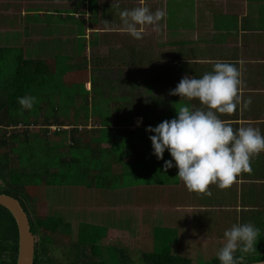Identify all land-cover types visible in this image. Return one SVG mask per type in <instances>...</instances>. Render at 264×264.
I'll list each match as a JSON object with an SVG mask.
<instances>
[{
    "label": "crops",
    "instance_id": "1",
    "mask_svg": "<svg viewBox=\"0 0 264 264\" xmlns=\"http://www.w3.org/2000/svg\"><path fill=\"white\" fill-rule=\"evenodd\" d=\"M141 2L0 0V52L47 61L86 60L96 75L121 78L125 73L130 77L128 91L135 92L140 104L133 124L122 128L128 154L135 155L128 165L137 173L118 179L109 193L99 188L103 200L85 209L96 210L101 226H107L109 253L94 254L96 246H82L81 260L104 263L112 253L121 264L133 255L141 263L145 254L168 251L198 264L200 255L217 259L224 231L236 223L260 229L257 246L264 241V151L252 156L250 173L239 174L228 188L210 184L208 195L189 191L176 176V167L164 170V161L172 157L166 150L163 160L156 158L149 139L153 133L145 129L175 118L181 105L204 108L199 100L170 95V90L185 75L200 78L215 62L227 61L240 69L242 101L233 113L217 115L234 129L251 125L264 134V0H143L165 16L158 28L148 27L137 40L121 31L119 11ZM99 82L103 93L118 91ZM249 97L251 105L243 108ZM116 99L112 108L118 105ZM119 117L114 111L112 122ZM95 240L101 244L100 238Z\"/></svg>",
    "mask_w": 264,
    "mask_h": 264
},
{
    "label": "trees",
    "instance_id": "2",
    "mask_svg": "<svg viewBox=\"0 0 264 264\" xmlns=\"http://www.w3.org/2000/svg\"><path fill=\"white\" fill-rule=\"evenodd\" d=\"M21 56L15 51L0 52V194L21 201L33 234L45 244L52 237L63 238L65 228L67 231L61 219L36 214L35 204L44 199L47 186H80L85 180L88 187L112 188L118 186V179L137 173L128 165V159L134 160L135 155L128 154L127 133L122 128L133 124L140 104L136 94H126L114 100L118 105L112 108L113 98L101 92L99 81L95 86L94 79L86 81V60L47 61ZM87 83L90 91L85 89ZM29 95L36 98L31 110L18 102ZM114 111L120 116L115 123ZM80 247L79 243L71 246L74 255L70 264H105L81 260ZM259 248L263 254L264 241ZM18 256L17 222L10 210L0 205V264H18ZM262 261L264 255L245 264ZM142 263L195 264L168 251L145 254ZM209 264L220 261L214 259Z\"/></svg>",
    "mask_w": 264,
    "mask_h": 264
},
{
    "label": "clouds",
    "instance_id": "3",
    "mask_svg": "<svg viewBox=\"0 0 264 264\" xmlns=\"http://www.w3.org/2000/svg\"><path fill=\"white\" fill-rule=\"evenodd\" d=\"M116 7L119 9L120 5L117 3ZM119 16L121 31L142 40L148 27L158 28L165 12H153L142 0L140 6L120 10ZM241 86L240 69L227 61L215 62L213 70L200 78L185 75L170 95L199 100L205 107L181 105L175 118L145 129L153 133L149 139L156 158L163 160L166 150L172 157L164 161V170L176 167V176L189 191L211 195L210 184L222 189L230 187L239 174L252 171V156L264 151V134L259 128L249 125L234 129L217 115L237 109L242 101ZM35 101L29 95L20 97L18 102L31 110ZM251 103L249 97L243 108ZM259 234L260 229L251 223H236L226 229L224 243L216 252L220 264H245V256L236 253L252 251Z\"/></svg>",
    "mask_w": 264,
    "mask_h": 264
},
{
    "label": "rangeland",
    "instance_id": "4",
    "mask_svg": "<svg viewBox=\"0 0 264 264\" xmlns=\"http://www.w3.org/2000/svg\"><path fill=\"white\" fill-rule=\"evenodd\" d=\"M113 72L116 73V71H113ZM85 73H86V78H87L86 81H89V80L92 81L93 79L95 80L94 82L92 81L93 86H95V83L99 80L104 81L103 87L107 89L111 88L113 84L114 88H116L118 91H113L111 92L112 93L111 94L108 90H105V89L103 90L105 93L110 94L112 98L114 99H116L117 97H120L121 95L131 94V92L128 91V84H127L130 77L125 76V73H122L124 75L121 74L122 75L121 78L116 77L114 75H110V76H105L104 74L96 75L93 72V70L92 71L87 70ZM123 85H125V88H122ZM90 87L91 85L87 83L85 85L86 91H90ZM132 93L135 94V92H132ZM93 97L94 96H92V98ZM129 104L130 106L133 105V103L131 104V101L129 102ZM71 121L73 120L70 119L69 122L71 123ZM40 123L42 125L43 119L40 120ZM33 131H40V130L34 129ZM54 131H56V129H54ZM54 131L51 130V133H54ZM51 137L54 138L53 135ZM85 183H86L85 180H81V185L77 187H74L75 185H69V184L59 185L56 187L47 186L44 190V196H43L44 199L38 202L39 204L38 203L37 205L35 204L36 214L38 216H50L56 219H61L64 222V224L67 225V231L65 228L66 233L63 232V234H65L63 238L65 239L64 241H67V243L70 246L76 243L82 244V246H85V247L87 246L90 249L93 248V246H96V250H94V254L96 253L107 254L109 252L106 246H108L109 242L105 241L106 239H104L107 235V229H105L107 226L102 225L104 228L101 226V223L99 222V220H97L96 210L85 212V209L87 208V206L88 208H92L94 204L97 203V199L103 200L102 195H101L102 190H100L99 187H95V186L88 187V185ZM112 188L110 187L102 188L103 189L102 193H109L110 189ZM67 189L70 190L69 194L65 193ZM78 192L80 193V196ZM79 203L81 205H79ZM79 206H81L82 209ZM79 211L84 212V215H80ZM96 238L101 239V244H95ZM59 239L60 238H58V240ZM262 251H263V254H260L259 245L257 246L255 245L252 251L246 254L243 253L242 255L245 256V262H249V261H252L253 258L255 257L264 255V249ZM127 252L128 254H130L129 251ZM110 254L111 256L107 255L109 259H107L104 262L105 264H121L119 262V258H117L118 260H116L114 259V257H112V253ZM73 255L71 253V256ZM212 257L213 256H210V255L208 256L200 255V258L197 259L196 257V260H197V263L199 262L198 264H209L210 262L213 261V259H211ZM127 264H143V263L142 262L139 263L138 261H136L133 255L130 262L128 259Z\"/></svg>",
    "mask_w": 264,
    "mask_h": 264
},
{
    "label": "water",
    "instance_id": "5",
    "mask_svg": "<svg viewBox=\"0 0 264 264\" xmlns=\"http://www.w3.org/2000/svg\"><path fill=\"white\" fill-rule=\"evenodd\" d=\"M0 205L10 210L19 229L18 264H35L36 238L32 231L30 219L21 201L14 196L1 193ZM252 264H264L256 262Z\"/></svg>",
    "mask_w": 264,
    "mask_h": 264
},
{
    "label": "flooded vegetation",
    "instance_id": "6",
    "mask_svg": "<svg viewBox=\"0 0 264 264\" xmlns=\"http://www.w3.org/2000/svg\"><path fill=\"white\" fill-rule=\"evenodd\" d=\"M35 238V264H70L71 246L67 241H64V238L58 236L52 237L49 242L45 244L36 236ZM58 238L60 239L58 240Z\"/></svg>",
    "mask_w": 264,
    "mask_h": 264
},
{
    "label": "built area",
    "instance_id": "7",
    "mask_svg": "<svg viewBox=\"0 0 264 264\" xmlns=\"http://www.w3.org/2000/svg\"><path fill=\"white\" fill-rule=\"evenodd\" d=\"M52 129H53V130H54V129H56V130H57V128H56V127H53Z\"/></svg>",
    "mask_w": 264,
    "mask_h": 264
},
{
    "label": "bare ground",
    "instance_id": "8",
    "mask_svg": "<svg viewBox=\"0 0 264 264\" xmlns=\"http://www.w3.org/2000/svg\"><path fill=\"white\" fill-rule=\"evenodd\" d=\"M162 256V255H161Z\"/></svg>",
    "mask_w": 264,
    "mask_h": 264
}]
</instances>
